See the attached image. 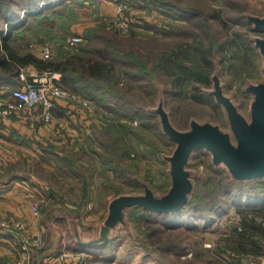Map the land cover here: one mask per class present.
I'll use <instances>...</instances> for the list:
<instances>
[{"label":"rangeland","instance_id":"obj_1","mask_svg":"<svg viewBox=\"0 0 264 264\" xmlns=\"http://www.w3.org/2000/svg\"><path fill=\"white\" fill-rule=\"evenodd\" d=\"M164 1L175 7L195 9L207 15L213 9H218L222 14L223 25L211 19L208 22H202L201 18L195 19L191 17L181 21H173L171 16H168L158 8V5L165 3ZM118 4L123 5L119 16L115 11V6ZM161 9L167 10L165 7H161ZM244 10L252 15L264 16V0H48L39 4L37 9H29L30 12L28 14L30 15L24 18L26 19L25 24L13 31L11 43L15 51L20 55L30 53L35 59L44 61L43 63L41 62L44 65L47 62L60 63L70 58L77 60L78 58L76 57L80 56H82L83 60L99 59L103 56V51L107 52L105 57L110 62L114 60V53L110 54L104 49L109 42H113L118 48L126 52L127 58H136L137 60L141 57L142 61L134 62L130 60L133 64L138 63V67L141 66V63L143 64L146 54H149V61L146 62V67L151 68L155 62L159 61L161 56H164L163 54L177 49L178 45L193 41L197 44L198 40L195 39L196 37H199L203 42L200 43L210 47L212 53L217 52L216 45L225 42L227 52L214 54L221 60V70H218L219 82L223 86L224 94L232 99L246 118H249L251 96L243 94L242 83L252 78L246 72L238 73L236 71V66L240 64L243 49L237 48L238 50H236V47L230 45L229 41L234 32L244 33L247 37H264V31H249L247 24L235 18L238 13ZM22 13L20 12L19 16H23ZM122 18L126 19L127 22L125 24H127V27L122 24ZM73 35H80L81 37L80 42L76 45L69 43V38ZM44 43H49L53 49V54L49 59H43L40 55V47ZM104 44H106L105 47L102 46ZM234 50L237 52L235 53ZM258 51L255 49V52H249V58L252 65L255 66L253 73L255 78L253 80L264 77V75L261 76L259 73L262 57ZM125 54L122 56L124 57L122 60L126 63V60L128 61L129 59H126ZM122 64L124 65L121 62L117 63L120 68ZM38 65L37 63L30 64V69L34 68L35 71L40 73L51 70L55 77L59 79L54 69L42 68ZM22 67H27V65H22ZM70 68H72L71 65ZM155 72V80L165 83H169L168 81L171 80L164 76L161 70ZM117 73H115V77L118 81L117 87L121 91L119 94L125 99L121 100V102L117 100L119 104H116L115 99L119 97L115 96L114 98L113 94L109 98L110 104L113 102L116 108L121 107V110L125 111L128 108L130 110V107L131 109H138L136 110L138 118L133 119L132 125L138 129V138H141L144 150L140 151L137 147L139 151L137 153V150H134L136 147L131 148L128 146L124 149V152L131 148L130 151L134 155H123L122 152V156L118 158L115 155L116 150H113L114 146L117 151H120L122 147L115 144L112 145L114 131L103 129H107L111 122L116 121L119 123L120 119V123L125 124L128 118L123 117L120 112H114L99 106L97 102L67 89L81 98L90 100L95 111L99 114L93 118L94 124L91 127L90 125L83 127L84 129L90 127L89 135L77 134V137L68 136L71 137L69 141L73 139V142L69 143V146L73 147L71 149L68 147L67 149H70L68 151L76 153V155L79 154L77 156L78 162L84 166L83 168L86 169V172L91 173L85 188V195L80 184L74 191L73 184L65 180L60 171L51 170L52 183L50 188L52 195L50 197L46 196L43 199V204H41L39 220H41L42 227L38 231L43 234V245L38 250L43 251L44 254L48 255L47 257L52 256L54 253L58 254L60 249L66 254H75L78 249L83 250V247L76 242L72 235V227L67 217H62L58 212L52 211L48 218H45L46 212L50 209L61 204L71 213L77 214L80 224L86 227L104 219L108 203L118 193L141 191V188L134 184L133 175L149 181L155 192H163L168 187L169 183L166 177L168 164L166 165L160 159L161 154H169L174 145L162 142L155 135L156 132H154L152 126L155 124V117L146 114L140 109V107L144 106H154L157 102V95L154 91L151 92V88L148 86H145L147 87L145 88L135 82H133L131 90L123 94L122 91L125 85L131 83V80L128 74ZM73 75L81 81L86 80L78 69ZM199 88L202 89L204 86ZM192 93L193 90H189L186 97L172 95L169 91L165 93V106L176 127L185 128L188 118L194 116L200 119L208 117L212 121L218 122L224 130L229 129L225 114L219 105L193 101L190 96ZM83 111L87 114L85 110ZM140 118L146 123L148 128L144 124H140ZM88 137L93 139L95 137L91 148L93 151H91L92 157L80 153L81 146ZM98 154L100 156L103 155V158L106 156L114 157L113 161L111 163L107 162V164L105 161L109 159H101L103 160L102 162H105V168L107 167L108 170L102 167L97 169L94 166L90 167L91 163L96 165L97 161H99L100 156ZM109 167L116 168L117 171H120L119 174ZM192 167L200 175L202 174V179L198 182L199 200L202 197L205 202L203 204L200 203L199 207L207 204L212 207L210 211L196 208L193 212L199 214L203 211V213L207 212L206 214H208L216 210L212 206L213 203H211L214 200L212 198L215 197V189L220 187V193L226 188V172L212 169L210 167V154L203 150L196 151ZM39 170L41 169L36 168V175L42 172ZM54 172L56 176L52 174ZM77 180L80 181L79 179ZM217 184L219 186L214 189ZM70 185L73 186L72 190H70ZM65 192L76 197L71 195L72 198L69 199ZM228 197L222 196L223 202L219 201L222 206L224 205L221 211L223 214L215 215L210 218L214 219L208 223L199 219L196 222V226H194L195 228L182 226L181 230L172 231V234H160L158 222L147 223L138 217H136V220L132 218L128 229L120 230L114 239V243L112 241L113 249L116 250L119 260L125 262L124 264H200V260L189 261L193 259L192 253H195L198 248H205L210 251L202 255V259L207 264H264V248L256 252L255 249L249 247L246 243H242L243 241L240 240V237L233 234L232 229H239L241 215L234 207H229L228 203L225 204L226 200L228 201L230 198ZM172 245H184L189 250L178 257L177 251H166L173 247ZM88 249V251L85 252L83 250V252L97 254L94 249L99 251L102 247ZM210 256H214L216 261L207 262L206 260ZM66 259L68 264L76 260L74 256L73 258L68 256ZM91 260L93 261V258Z\"/></svg>","mask_w":264,"mask_h":264},{"label":"trees","instance_id":"obj_2","mask_svg":"<svg viewBox=\"0 0 264 264\" xmlns=\"http://www.w3.org/2000/svg\"><path fill=\"white\" fill-rule=\"evenodd\" d=\"M47 1L48 0H0V85H6V86L18 85L20 83L19 68L22 67V65L37 63L42 68L54 69V71H56L59 76V79L57 78V80L62 87L69 89L72 92L81 94L84 97L97 102L99 106H103L114 112H120L123 117L128 118L125 124L122 122L120 123L121 121L120 119L119 123H117L116 121L111 122V125L107 127V129L106 128L103 129L106 131L108 130L114 131L112 145L115 144L116 146L122 147L120 151L119 150L117 151V148H115L114 146L113 150H116L115 155L118 156V158H120L119 156H122V152L123 155L124 154L125 155L127 154L128 156L134 155V153L130 151L132 147L133 148L136 147V149L134 150H137V153L139 152L137 147L140 149V151H143L144 149L141 142V138L140 139L138 138L139 137L138 129L132 125L133 119L138 118L136 112V110L138 109H133V108L131 109L130 107V110L128 108V110L125 111V110H121V107L116 108L113 102L112 104H110L111 101L109 100V98L112 97L113 94H114L113 96L114 98L115 96L119 97L115 99L116 104H119V101L121 102V100L125 99L119 94L121 91H119V88L117 87L118 81L115 77V73L118 74L117 72L128 74L131 80V83H127L125 85V88L122 91L123 94L131 90V86L133 82L141 84L142 87L148 86L149 88H151V92L154 91L156 93L157 95L156 104L154 106L140 107V109L146 112V114L153 115L155 117L154 120L155 124L152 125L154 132H156L155 135L162 142L171 143L174 145V147L175 144L163 132V129L160 124L159 116L151 110L152 108L157 106L159 100L162 98L163 106L165 110L168 112L169 119L173 124L171 115L165 106L166 92L169 91L172 95L186 97L187 94L189 93V90H193V93L190 95L193 101H197L203 104L214 103L222 108V106L216 102L214 96L210 93V89L212 88V83H213L212 76L216 68L218 67L219 70H221L220 67L221 60L214 54L227 52V47L225 45V42L216 45L217 52L212 53L211 48L206 45H203L201 39L199 37H196L195 39L198 40L197 44H195L193 41L191 43H182L178 45L177 49L170 50L167 53L163 54L164 56L163 57L161 56V58H159V61L155 62L153 67L151 68L146 67L147 65L146 62L149 61V57H148L149 54H146L143 64L141 63V66L138 67L137 65L138 63L133 64L131 63L130 60H133L134 62H138V60L142 61V58L139 57L137 60L136 58L134 59L127 58V54H125L126 52L118 48L116 44L113 42H109L107 45L106 44L102 45L103 47H105L106 45L104 50H107L110 54L114 53L113 55L114 60L110 62L105 57V53H107L106 51H103L102 53L103 56L99 59L96 58L94 60H83V58H81L82 56H80V57H76L78 58L77 60L75 58L74 59L70 58L60 63L47 62L44 65H42L44 61H41L40 59H35L32 55H30V53L20 55L19 53H17V51H15L11 43L13 31L17 30L18 28H20V26L25 24L26 19L24 18L30 15L28 14L30 12L29 11L30 8L37 9L39 4ZM161 7H165L167 10H162ZM158 8H160V10L162 12H165L168 16H171L173 21H177V20L181 21L184 20L185 18L189 19L191 17L195 19L201 18L202 22H208V20L211 19L213 21H216L218 24L223 25L222 14L218 9H213L212 12H210L207 15L200 13L195 9H187V8L185 9V8L175 7L174 5L167 2L158 5ZM20 12H23L22 13L23 16L22 15L19 16ZM248 14L250 13L245 12L244 10L243 12L238 13V16L235 18H238L240 22H244L245 24H247L249 26L248 27L249 31L255 32L256 30L253 28V24L247 18ZM252 37L253 36L247 37V35H245L244 33L234 32V35L230 37V41H229L230 45L236 47L235 48L236 50L243 49V53L240 58V64L236 66L237 67L236 71L238 73L246 72L247 75H249L250 78H252V79H247L242 83V92L246 96H248L249 94L244 90L245 85L250 81L253 82L260 79L257 78L253 80V78H255L253 76V73L255 71L254 69L255 66L252 65V62L249 58V52H255V49H257L258 51V48L255 46ZM228 48H230V46H228ZM234 52L236 53L237 51L234 50ZM124 54L126 56V59H129L128 61L126 60V63L125 61L122 60V58H124L122 57ZM118 62L124 63V65L122 64L121 65L122 67L120 68L118 67L119 64L117 65ZM70 65L72 66V68H70ZM260 68L261 65L259 67V73L262 76ZM77 69L80 70L82 76H85L86 78L85 81H81L76 76L73 75L77 71ZM157 70H161V72L164 73L163 74L164 76L171 79L168 81L169 83L157 81L154 79V75L156 73L155 71ZM202 86H204V88L200 89L199 87ZM55 112L56 110H54V113ZM191 120H197L199 122L210 121L212 123L219 124L218 122L212 121L208 117H204L200 119L194 116H190L188 118V123L185 128H178L174 124L173 126L179 130L184 131L189 128ZM140 121H141L140 124L142 123L146 128H148L146 123H144V121L141 118ZM94 139L92 137H88L86 139V142L82 144L80 153L92 157L93 151L91 150V148L93 146ZM128 146L131 148H129L128 151L126 150L127 152L126 151L124 152V149ZM173 149L171 150V152L173 151ZM43 150L46 152L47 156L54 163L55 170L60 171L61 174L63 175L62 177H64L65 180L69 178H76L80 180L79 182L83 188V193L85 195V188L91 177V173L86 172V169L83 168L84 166H82L78 162L77 156L79 154L76 155V153H73L71 151H65L62 147H58L53 144L44 147ZM197 150L206 151L204 148H198L194 150V152L190 157V163L186 166L187 169H191L195 171L198 175L192 178L194 188L190 193L188 201L185 204V206L179 211L171 212V213H158L144 209L141 206L130 207L128 208L127 211L128 223L131 224L132 218L133 220H136V217L140 218L141 220H145L147 223H151L154 221L158 222V224L160 225L159 228L160 230H158L160 234H172L173 233L172 231L181 230L182 226H186L188 228H195L194 226H196L197 220L202 219L203 222L208 223L214 219V218L213 219L210 218L214 217L215 215L216 216L220 215V213H222L221 211L224 205L222 206L219 203V201L223 202L222 196H229L230 197V198L228 197L229 202L226 200L225 204L228 203L229 207H234L235 210L241 215L239 229L236 228L232 229L233 234L240 237V240L243 241L242 243H246L247 245H249V247L255 249L256 252L264 248V179H253L249 181L235 180L231 177V175L226 169H224L221 166H215L212 163L211 155H210V167L215 170L225 171L227 175V179H226L227 183L225 185L226 188H224L223 191H221L220 193H219L220 187H217L219 185L217 184L214 186V189L217 187L215 189L216 193L214 194L216 198L213 197L212 199L214 200L211 203H213L212 206H214L216 210L209 212L210 213V214L208 213L209 215L206 214L207 212L203 213V211H210L212 207L208 206L209 204L199 207L200 206L199 204L200 203L203 204L205 200L202 197L199 200L200 192H199L198 182L202 179V174L200 175V173H198V171L192 167L193 157L196 154ZM169 154H164V153L161 154L160 160L164 162L166 165L167 162L164 156ZM115 155H111V156H115ZM105 158L109 159L105 161L106 164L107 162L111 163L114 159V157H107V156ZM105 158H103V155H101L96 165L91 163L90 167L92 168V166H94L95 169H97L98 167L105 168L104 165L105 162H102L103 160H101V159L105 160ZM109 168H112V170L116 171L118 174L120 172L117 171L116 168L113 167H109ZM106 170H108V168ZM51 172L52 171L49 172L50 175ZM52 174L56 176L55 172ZM132 177L134 184L139 188H141V191L120 192L117 195L125 194V193L128 194L143 193L144 184H147L156 194L165 193L170 187V177L167 172V169H166V177L168 178L169 184L168 187L163 192H159V193L155 192L151 183L146 179L138 177L136 175H133ZM49 195H52L51 190ZM196 208H201L203 209V211L199 214L198 213L196 214L193 212L194 210H196ZM113 240L109 241L107 244L111 243ZM172 246L173 247H171L169 250L166 251L167 252L170 250L177 251L176 254H178V257L181 256L182 253L189 250V248L184 245L183 246L172 245ZM39 252H41V250H38V253ZM207 252L210 251L205 248H201V249L198 248L195 251V253H192L193 259H190L189 261L200 260L201 262L200 264H207L206 262H204L205 260L202 259V255L207 254ZM208 254L210 255V253ZM211 256L208 257V259L206 260L207 262L216 261L215 257L214 256L211 257Z\"/></svg>","mask_w":264,"mask_h":264},{"label":"water","instance_id":"obj_3","mask_svg":"<svg viewBox=\"0 0 264 264\" xmlns=\"http://www.w3.org/2000/svg\"><path fill=\"white\" fill-rule=\"evenodd\" d=\"M256 31H264V16L247 15ZM262 57L261 74L264 75V37H252ZM217 67L212 79L210 93L223 108L228 124L224 130L219 124L210 121L191 120L187 130L173 126L169 114L163 106L162 98L151 110L159 116L163 132L175 144L173 151L164 158L168 164L170 187L165 193L156 194L144 184L140 194H119L107 206V213L101 222L82 226L78 215L62 205L50 209L67 217L72 227V235L82 246L103 247L115 239L122 229H128V208L141 206L144 209L171 213L182 209L194 188L192 178L198 175L187 169L194 150L204 148L215 166L225 168L235 180L264 179V77L248 82L244 90L251 96L249 118H246L232 99L225 95L219 82Z\"/></svg>","mask_w":264,"mask_h":264},{"label":"crops","instance_id":"obj_4","mask_svg":"<svg viewBox=\"0 0 264 264\" xmlns=\"http://www.w3.org/2000/svg\"><path fill=\"white\" fill-rule=\"evenodd\" d=\"M27 66L30 67V64ZM11 87L13 86L0 85V91H8ZM55 116L57 120L67 121L66 128L58 130L54 124H45L39 118L25 120L0 117V215H14L21 218L27 223L28 232L32 234H36L42 227L41 220L34 217L32 204L36 200L50 196L52 181L49 172L55 169L54 163L43 148L53 144L68 151L73 147L69 146L73 139L69 141L71 137L68 136L77 137V134L87 136L91 125L94 124L93 118L87 116L81 108L68 105L64 101H58ZM85 125L90 127L84 129ZM68 147L70 149H67ZM36 168L42 171L38 175L35 174ZM67 180L74 186L73 189L70 185V190L75 191L80 182L76 178ZM65 195L68 194L65 192ZM71 195H68L69 199L76 197ZM111 243L106 244L99 251L94 249L97 254H91L93 259L104 264H124L125 262L117 257V252ZM18 245L13 235L0 230V264L14 263L18 255ZM82 247L85 252L89 250L88 248H98ZM83 250L78 249V251ZM62 251L60 249L58 254L54 253L47 257L48 255L43 251L38 253L37 250L33 254L31 264L58 262V255L63 253Z\"/></svg>","mask_w":264,"mask_h":264},{"label":"built area","instance_id":"obj_5","mask_svg":"<svg viewBox=\"0 0 264 264\" xmlns=\"http://www.w3.org/2000/svg\"><path fill=\"white\" fill-rule=\"evenodd\" d=\"M122 7V4L115 6L118 16L122 12ZM126 22V19L122 18V24ZM125 26L127 27V24ZM80 40V35H73L69 38V43L76 45ZM52 54L53 49L49 43H44L40 47V55L43 59H49ZM27 67L19 68L20 83L18 85L11 87L8 91H0L1 118L16 117L25 120L39 118L43 123L54 124L58 130H63L68 123L66 120H57L55 116L54 110L58 108V101H64L68 105L85 110L91 118L99 114L90 100L81 98L62 87L51 70L40 73L34 68ZM43 199L36 200L32 204V212L36 219H39L41 215ZM0 230L13 235L19 244L18 255L13 264H31L33 254L43 245V234L41 232L30 234L27 223L14 215H0ZM68 256L71 258L74 256L76 259L71 264H102L94 259L92 261L93 256L83 251L75 254L62 253L58 256V262L45 264H68L66 261Z\"/></svg>","mask_w":264,"mask_h":264}]
</instances>
